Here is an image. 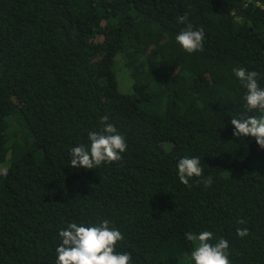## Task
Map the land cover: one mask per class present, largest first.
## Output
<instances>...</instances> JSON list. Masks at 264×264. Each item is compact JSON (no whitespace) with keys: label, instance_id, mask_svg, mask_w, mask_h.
<instances>
[{"label":"trees","instance_id":"16d2710c","mask_svg":"<svg viewBox=\"0 0 264 264\" xmlns=\"http://www.w3.org/2000/svg\"><path fill=\"white\" fill-rule=\"evenodd\" d=\"M187 23L205 34L191 54L175 39ZM236 67L264 88V0H0V264H56L61 229L103 219L130 264H188L184 234L201 231L231 264H264V149L230 123L261 113ZM104 116L122 158L70 167ZM184 156L210 187L179 181Z\"/></svg>","mask_w":264,"mask_h":264},{"label":"clouds","instance_id":"9594fccd","mask_svg":"<svg viewBox=\"0 0 264 264\" xmlns=\"http://www.w3.org/2000/svg\"><path fill=\"white\" fill-rule=\"evenodd\" d=\"M177 22L186 23L187 14L178 16ZM204 38V29H194L191 23H187L175 37L182 49L189 54L202 50ZM232 71L241 86L246 89V107L250 111L258 110L261 113L259 116L232 117V135L254 138L256 144L264 149V88L259 85L255 71L244 67H236ZM107 121V116L101 117L102 127L88 132L89 143L71 149L70 167L95 169L101 164L122 158L121 154L127 149L126 139ZM177 174L179 181L186 186H190L189 180L193 177L202 178L197 182L203 183L205 188L213 183L212 177L204 174L199 156H184L179 159ZM237 222L245 223L242 219ZM110 223L108 219L89 226H85L83 222H71L65 229H61L58 233L60 244L55 249L56 264H130L132 257L129 253L116 251V245L124 240V235L114 226L110 227ZM248 234L247 228L237 229V235L240 237ZM184 235L188 241L196 242L190 253L194 264H231L229 243L226 239L217 237L216 242L211 243L214 238L211 231H201L198 234L187 232Z\"/></svg>","mask_w":264,"mask_h":264},{"label":"rangeland","instance_id":"374dc122","mask_svg":"<svg viewBox=\"0 0 264 264\" xmlns=\"http://www.w3.org/2000/svg\"><path fill=\"white\" fill-rule=\"evenodd\" d=\"M112 69L115 72L118 90L120 92H123V93L127 92V90H128L127 81H126L125 77L123 76L122 70L120 69V64L116 60L114 61L113 65H112ZM184 261H185V263L187 262L188 264H190V262L194 263V261H192L191 258H189V260L184 258Z\"/></svg>","mask_w":264,"mask_h":264}]
</instances>
